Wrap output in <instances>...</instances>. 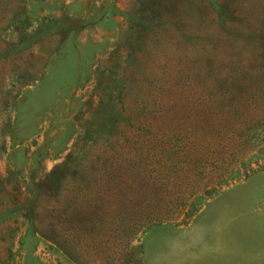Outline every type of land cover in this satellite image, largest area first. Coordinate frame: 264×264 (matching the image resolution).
<instances>
[{"label":"rangeland","instance_id":"obj_1","mask_svg":"<svg viewBox=\"0 0 264 264\" xmlns=\"http://www.w3.org/2000/svg\"><path fill=\"white\" fill-rule=\"evenodd\" d=\"M239 3L251 10L254 27L264 24V0L229 6ZM157 6L170 12L162 41L168 50L151 29L145 45L131 49L130 37L159 22L150 13ZM225 6V0H0V50L14 46L0 55V184L9 190L18 179L46 181L53 170L66 168L73 144L94 150L99 134L88 130L100 121L103 106L127 105L130 79L138 102H158V86L147 91L140 72L160 75L163 61L172 59L180 37L172 26L197 28L207 47L218 39L216 58L234 55L224 37ZM30 30L34 36L17 48L20 33ZM132 55L140 62L135 79L126 64ZM258 130L264 138V124ZM233 158L228 167L235 178L216 184L215 176L228 173L212 171L180 185L184 196L192 195L178 200L174 214H156L160 222L125 230L119 239L112 214H100L103 227L93 236L81 226L77 243L70 244L64 230L67 241L59 249L39 229L26 231L19 210L1 211L0 264H264V141L247 143ZM47 216L38 214V226Z\"/></svg>","mask_w":264,"mask_h":264},{"label":"trees","instance_id":"obj_2","mask_svg":"<svg viewBox=\"0 0 264 264\" xmlns=\"http://www.w3.org/2000/svg\"><path fill=\"white\" fill-rule=\"evenodd\" d=\"M234 1L225 0L229 20L224 32L234 55L216 58L218 39L210 40L214 45L207 47L197 28L187 32L180 24L172 26L180 35L174 40L172 59L163 61L160 75L148 68L140 72L147 91L158 86V102L151 98L138 102L139 94L130 79L124 88L127 105L103 106L100 121L88 130L99 134L97 147L78 150L73 144L66 168L53 170L46 181L18 179L9 190L0 184L5 195L0 198L4 207L0 212L19 210L26 231L39 229L48 242L61 249L67 241L64 230L69 231V243L76 244L81 226L89 236L96 227H103L100 214H112L119 239L125 230L133 233L160 222L156 214H174L178 200L192 195L184 196L180 185L203 180L212 171L228 173L224 178L220 173L215 176L216 184L235 178L228 167L234 152L247 143L264 141L258 138V127L264 124V24L254 27L251 10L242 3L230 8ZM165 11L159 6L151 9L159 22L143 25L130 37L131 49L138 51L145 45L149 29L162 44L168 33L163 23L170 15ZM20 34L23 38L17 48L34 36L31 30ZM9 44L0 55L13 51ZM162 45L167 47L166 42ZM245 51L251 56L242 60ZM136 60V56H126L132 78L133 71L139 72ZM38 214H48L39 226Z\"/></svg>","mask_w":264,"mask_h":264}]
</instances>
